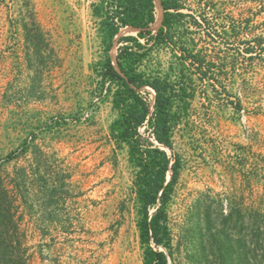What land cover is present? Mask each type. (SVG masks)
<instances>
[{
	"label": "rangeland",
	"instance_id": "obj_1",
	"mask_svg": "<svg viewBox=\"0 0 264 264\" xmlns=\"http://www.w3.org/2000/svg\"><path fill=\"white\" fill-rule=\"evenodd\" d=\"M98 1L0 0V198L16 264H144L134 172L111 136L117 111L96 72L105 56ZM183 4L207 18L182 28L210 67L205 80L184 71L195 96L174 131L183 167L167 206L169 264H264L251 216L264 218V0ZM122 29L114 63L118 38L140 31ZM180 54L157 48L149 69L175 79ZM145 90L153 110L155 91ZM206 205L242 212L250 228L235 215L228 226L233 238L246 232L247 258L223 261L211 234L203 255Z\"/></svg>",
	"mask_w": 264,
	"mask_h": 264
},
{
	"label": "trees",
	"instance_id": "obj_2",
	"mask_svg": "<svg viewBox=\"0 0 264 264\" xmlns=\"http://www.w3.org/2000/svg\"><path fill=\"white\" fill-rule=\"evenodd\" d=\"M159 2L162 18L156 32L151 29L156 22L155 0H99L93 8L95 17L99 19L105 52L96 72L101 92L105 91L106 96L111 97L112 106L117 111V118L110 125L111 136L119 145L125 144L128 148V160L134 172L131 191L135 195L144 264H169L173 258L167 206L183 167L181 156L174 150V131L188 108L187 99L195 96L194 80L184 71L188 67L198 73L199 79L205 80L209 78L210 67L196 51L188 30L182 28L186 18L191 17L194 24L200 26L202 21H207L206 16H201V21L183 12L186 8L183 0ZM121 29L123 33L140 31L137 35L118 38L114 63L110 51ZM162 46L170 48L175 55L178 51L181 53V69L175 79L170 74L163 75L149 69L148 61L153 51ZM146 87L155 91L153 110ZM143 127L146 133L141 131ZM164 148H169L172 154ZM2 201L0 198V264H16L4 237L10 226ZM204 209L206 233L202 234L200 247L203 255L208 248L206 237L211 234L223 261L235 259L233 255L237 252L239 257L247 258L246 232L233 238L228 226L235 215L240 227L249 229L250 224L246 223L242 212L232 209L226 213L222 205L217 211H212L209 205ZM251 216L254 217L253 235L259 242L264 233V218L260 212ZM262 260L264 262V255Z\"/></svg>",
	"mask_w": 264,
	"mask_h": 264
},
{
	"label": "bare ground",
	"instance_id": "obj_3",
	"mask_svg": "<svg viewBox=\"0 0 264 264\" xmlns=\"http://www.w3.org/2000/svg\"><path fill=\"white\" fill-rule=\"evenodd\" d=\"M155 5H156V23L161 22V18H162V9L160 7V2L159 0H155Z\"/></svg>",
	"mask_w": 264,
	"mask_h": 264
},
{
	"label": "water",
	"instance_id": "obj_4",
	"mask_svg": "<svg viewBox=\"0 0 264 264\" xmlns=\"http://www.w3.org/2000/svg\"><path fill=\"white\" fill-rule=\"evenodd\" d=\"M140 30V29H139Z\"/></svg>",
	"mask_w": 264,
	"mask_h": 264
}]
</instances>
